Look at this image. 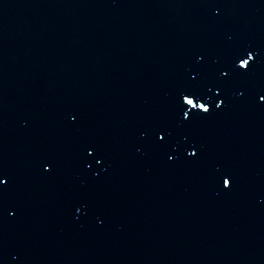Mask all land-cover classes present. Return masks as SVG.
Masks as SVG:
<instances>
[{"label": "water", "instance_id": "95a60500", "mask_svg": "<svg viewBox=\"0 0 264 264\" xmlns=\"http://www.w3.org/2000/svg\"><path fill=\"white\" fill-rule=\"evenodd\" d=\"M197 72L216 82L147 4L0 0V264H264V105L228 81L181 128Z\"/></svg>", "mask_w": 264, "mask_h": 264}, {"label": "snow or ice", "instance_id": "6c2138e0", "mask_svg": "<svg viewBox=\"0 0 264 264\" xmlns=\"http://www.w3.org/2000/svg\"><path fill=\"white\" fill-rule=\"evenodd\" d=\"M219 13H217L218 15ZM246 57V58H245ZM257 57L251 50H244L236 56V60L233 63L236 64V71H241L243 73L251 72L252 64L256 61ZM238 61V63H237ZM216 82L212 83L210 86L200 85L201 73L197 72L195 75L189 73L188 86L182 90L175 101V115L178 117L177 124L181 128L191 127L193 122L198 119H207L213 115L214 112L222 110L226 106V97H223V91L226 83L232 79L233 69L229 68L225 70L224 68L217 69ZM214 92L215 96L218 98V102L213 104L206 103L205 99L209 93ZM243 95V93H241ZM258 103L264 105V92L258 95ZM77 116L75 114L70 115V122L76 123ZM153 136L156 138L155 142L160 146H169L170 134L166 127H159L153 132ZM187 138L185 143H187ZM90 146L84 148V152L87 156H94L96 150L93 148L89 150ZM176 150H179V146H176ZM188 158L198 159L199 148L195 143H192L190 149H185ZM168 159L170 161L175 160L174 155H169ZM101 163L103 160L101 159ZM41 168L45 173H51L54 169L47 166V161L41 164ZM10 183L9 178L4 174L0 173V193L7 190ZM222 188L225 190H231L233 186V178L230 176L221 177ZM2 210V209H0ZM14 215V213H13Z\"/></svg>", "mask_w": 264, "mask_h": 264}]
</instances>
